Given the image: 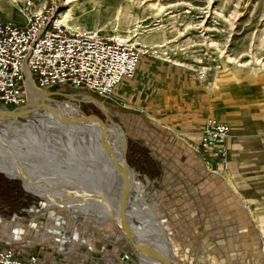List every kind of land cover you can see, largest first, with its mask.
<instances>
[{
  "label": "rangeland",
  "instance_id": "1",
  "mask_svg": "<svg viewBox=\"0 0 264 264\" xmlns=\"http://www.w3.org/2000/svg\"><path fill=\"white\" fill-rule=\"evenodd\" d=\"M48 1L0 0V18L24 23L30 13L40 11ZM64 1L57 0L58 11L71 9L74 19L68 26L132 42L146 51L143 56L190 68L214 100L212 116L229 111L252 112L264 106V0H73L67 5ZM57 89L55 92L89 94L104 106L105 112L80 96L84 101H70L100 116L102 124L91 120L95 128L110 122L120 126L126 137V163L133 170L128 172L140 182L155 219H163L170 254L179 264H264V226L255 214L247 213V228L243 231L239 227L242 213L227 206L241 201L237 196L229 201L231 198L224 193L229 186L213 171L214 156L200 147L181 146L171 139L172 134L157 129L146 131L142 119L119 116L110 96L101 98L82 89ZM108 128L106 133L112 135L119 148L118 133H111V125ZM50 133L55 138L64 136L59 129ZM7 136H12L11 131ZM45 201V194L0 172V216L5 220L16 215L26 224L30 217L21 209L40 210ZM112 201L117 204L115 198ZM55 210L67 219L65 234L76 233L77 241L60 246L50 239L41 230L46 212L32 218L40 221L35 235L30 223L18 227L0 222V236L17 227L24 232L22 241L30 251L41 249L45 259L55 264H105L106 257L115 258L122 251L137 257L111 220L98 224L93 219L96 216L70 218L61 209ZM41 234L47 238L39 237Z\"/></svg>",
  "mask_w": 264,
  "mask_h": 264
},
{
  "label": "built area",
  "instance_id": "2",
  "mask_svg": "<svg viewBox=\"0 0 264 264\" xmlns=\"http://www.w3.org/2000/svg\"><path fill=\"white\" fill-rule=\"evenodd\" d=\"M145 53L144 49L131 42L63 24L59 19L57 0H49L40 12L28 16L24 23L0 18V106L14 108L27 104L28 85L47 91L55 87L82 89L108 98L122 79L133 77L140 57ZM229 130L227 124L212 117L206 118L201 128L199 147L208 155L222 160V144ZM21 210L29 214V227L35 235L40 221L32 218H39V214L47 211L46 208ZM56 218L45 220L41 230L60 246L64 242L77 241V234L67 236L65 223L58 224ZM6 219L0 216V222L8 226L25 227L28 224L16 215ZM14 228V232H4L0 236V264H55L45 259L47 256L41 249L30 251L22 241L24 232ZM39 237L47 238L44 234ZM114 257H106L105 264L140 262L125 251Z\"/></svg>",
  "mask_w": 264,
  "mask_h": 264
},
{
  "label": "bare ground",
  "instance_id": "3",
  "mask_svg": "<svg viewBox=\"0 0 264 264\" xmlns=\"http://www.w3.org/2000/svg\"><path fill=\"white\" fill-rule=\"evenodd\" d=\"M72 1L65 0L63 4L67 5ZM33 13H30L29 16ZM59 15L62 17L60 19L59 16L60 21L65 25L74 19L71 9H67ZM85 30L88 29L85 28ZM27 97L28 104L35 105L42 99L43 92L28 85ZM84 98L89 100L88 97ZM94 104L105 112V108L100 102L94 101ZM72 109L63 107L54 111H44L41 115L43 120L38 123L40 128H36L35 134L47 138L52 136L50 130L59 129L68 139L72 136L77 138L74 127V118L77 112ZM60 112H62L61 117L58 115ZM91 120L90 117L83 124L79 142L66 140L67 143L58 144L59 146L44 145L34 148L28 142L25 127L14 125L3 129L2 136L5 140L2 138L0 140L6 142V147L0 141V172L8 178L19 179L43 196L45 194L44 207L46 210L59 208L70 218L74 216L93 218L96 216L93 218L94 221L101 224L107 220L114 222L116 217L120 183L110 164V161H114L126 176L128 185L126 219L131 233L174 259L170 254L171 249L162 224L163 219H155L156 216L147 204L143 190L140 189V182L134 173L128 172L133 170L128 168L125 159L124 142L126 137L124 132H121L113 122L103 124L101 129L97 126L95 128ZM108 125L113 128L111 133L114 130L118 133L119 148L112 139V135L106 133L109 131ZM10 131L11 137L7 136ZM57 152H60L61 155ZM63 167L66 168L62 170ZM33 195L42 198L39 194L34 193ZM113 198L117 203L115 205L112 201ZM79 211L84 215H80ZM55 216L58 217L56 218L58 224L66 222L62 215L59 216L56 213ZM75 238H77L76 235ZM139 264L161 263L155 257L144 255Z\"/></svg>",
  "mask_w": 264,
  "mask_h": 264
},
{
  "label": "crops",
  "instance_id": "4",
  "mask_svg": "<svg viewBox=\"0 0 264 264\" xmlns=\"http://www.w3.org/2000/svg\"><path fill=\"white\" fill-rule=\"evenodd\" d=\"M109 100L119 116L142 119L146 131L172 134L176 143L197 149L203 120L214 110L208 88L190 68L148 56L140 57L133 77L122 79ZM212 118L230 126L222 160L212 157L213 171L229 186L224 191L229 201L236 196L241 201L228 204V210L237 208L242 213L238 224L243 231L249 222L247 213L255 214L264 226V106L252 112L214 113Z\"/></svg>",
  "mask_w": 264,
  "mask_h": 264
},
{
  "label": "water",
  "instance_id": "5",
  "mask_svg": "<svg viewBox=\"0 0 264 264\" xmlns=\"http://www.w3.org/2000/svg\"><path fill=\"white\" fill-rule=\"evenodd\" d=\"M77 96L88 97L89 100L86 102H98L96 99L91 97L89 94H71V93H60L55 91H45L43 93L42 99L36 103L35 105H22L17 106L14 108H7L0 106V138L3 140L4 137L3 129H6L8 127H12L14 125H22L25 127L26 131V137L28 138L29 144L34 148L43 147L44 145H55V144H65L67 143L66 140H77L76 143L79 142L80 139V133L82 132V126L85 123L88 118L95 119L96 122L101 123L100 119L96 115L87 116L84 112V110L80 107L78 103L74 104L70 102L73 101L72 98L76 99L78 102L82 100L81 98H78ZM84 101V100H82ZM63 107H69L73 108L72 110H75L77 112L75 118H74V127H75V135L77 134V138L75 136L67 138V136L57 137L55 136H48L47 138H42L38 135H36V126L40 121L43 119L41 118V115L44 113V111H54L58 108ZM59 117L62 116V112L58 113ZM58 120V119H56ZM117 125V124H116ZM118 128L121 130L120 126L117 125ZM121 132H123L121 130ZM2 144L6 147V142L2 141ZM125 149L127 150L126 146V139L124 142ZM106 152V151H105ZM110 164L112 165V168L116 174V176L119 179V197H118V204H117V210H116V217L114 219V223L116 225V228L118 231L122 234V236L125 238L126 242L129 243L132 250L135 252L137 257L139 259L144 258V255L152 256L157 258L161 264H178L176 260L168 256V254L161 252L157 250L154 246H152L150 243L145 242L144 240L136 237L134 234L131 233L129 229V225L126 219V198L128 193V185L126 182V176L124 174V171L118 166L114 161H110ZM56 210L55 209H48L46 211V220L51 221L55 218Z\"/></svg>",
  "mask_w": 264,
  "mask_h": 264
},
{
  "label": "flooded vegetation",
  "instance_id": "6",
  "mask_svg": "<svg viewBox=\"0 0 264 264\" xmlns=\"http://www.w3.org/2000/svg\"><path fill=\"white\" fill-rule=\"evenodd\" d=\"M84 111H85L86 115H88V116L96 115L97 117H100L97 113H95L93 111H87V110H84Z\"/></svg>",
  "mask_w": 264,
  "mask_h": 264
},
{
  "label": "trees",
  "instance_id": "7",
  "mask_svg": "<svg viewBox=\"0 0 264 264\" xmlns=\"http://www.w3.org/2000/svg\"><path fill=\"white\" fill-rule=\"evenodd\" d=\"M56 90H58L56 87H55V88H53V89H51V91H56Z\"/></svg>",
  "mask_w": 264,
  "mask_h": 264
}]
</instances>
